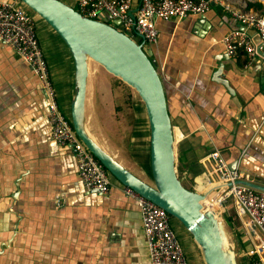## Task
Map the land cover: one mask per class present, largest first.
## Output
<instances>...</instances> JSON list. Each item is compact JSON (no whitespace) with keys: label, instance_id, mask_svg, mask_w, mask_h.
Masks as SVG:
<instances>
[{"label":"crops","instance_id":"crops-1","mask_svg":"<svg viewBox=\"0 0 264 264\" xmlns=\"http://www.w3.org/2000/svg\"><path fill=\"white\" fill-rule=\"evenodd\" d=\"M63 1L74 5V0ZM225 1L247 8L250 2L259 1L264 11V0ZM139 4L140 0L132 1L134 11ZM33 15L59 102L70 116L74 59L49 24ZM157 25L159 41L149 47L165 87L182 183L212 197L207 158L219 149L231 168L264 186V47L251 62L244 51L229 55L222 37L240 26L218 2L204 15L160 19ZM219 63H224L236 100L213 80ZM101 68L89 61L85 125L126 167L129 160L123 152L133 147L135 137L120 136L123 145L112 144L97 112L120 113V105L126 114L118 117L127 119L132 108L140 107L138 94L129 86L130 90H122L125 94L114 95L106 81L113 74ZM47 112V96L33 70L0 41V264H151L136 198L126 194L117 179L108 193L86 191L77 173L75 151L52 139ZM139 137L148 147L150 162L147 115ZM146 175L142 171L137 176L152 182ZM229 202L232 205L227 206ZM229 202L224 204V213L241 242L242 264H248L246 255L252 243L244 216L235 202ZM174 226L185 254L191 253L195 260L188 259L189 264H202V250L190 232L180 224Z\"/></svg>","mask_w":264,"mask_h":264},{"label":"built area","instance_id":"built-area-1","mask_svg":"<svg viewBox=\"0 0 264 264\" xmlns=\"http://www.w3.org/2000/svg\"><path fill=\"white\" fill-rule=\"evenodd\" d=\"M132 1L74 0V8L86 17L108 23L119 19V25L123 28L120 31L131 37L142 34L145 44L150 46L159 41L158 20L184 18L189 14L204 15L210 10L212 2H218L240 26L222 37L221 42L229 55L235 56L243 50L249 62L258 55L257 44L249 30H255L264 43L262 10L225 0H140L139 7L134 11ZM0 41L10 46L37 77L47 96L46 120L50 125L51 137L58 145L69 146L75 151L77 173L84 189L108 193L115 178L75 133L71 117L63 110L51 79L49 63L39 41L34 15L21 0H0ZM207 161L212 177L209 180L210 195L214 203L223 207L224 211V204L233 198L244 216L243 224L252 243L247 255L255 256L252 264H264V191L243 183L242 181L249 180L247 175L237 168H231L221 150H212ZM124 192L136 198L140 208L151 264H189L172 226V216L133 188L124 185Z\"/></svg>","mask_w":264,"mask_h":264},{"label":"water","instance_id":"water-1","mask_svg":"<svg viewBox=\"0 0 264 264\" xmlns=\"http://www.w3.org/2000/svg\"><path fill=\"white\" fill-rule=\"evenodd\" d=\"M37 13L68 46L75 64V94L70 116L73 128L91 153L111 175L122 184L163 207L191 233L201 248L205 264H238L236 250L229 242L220 206L205 208L207 194L188 189L177 172V156L173 124L167 96L153 50L141 41L116 28L113 24L82 15L63 0H21ZM215 5V2H212ZM133 17L134 14L131 12ZM253 37L255 30H249ZM257 34V33H256ZM258 52L264 43L254 36ZM102 65L109 73L133 88L145 105L150 127V164L152 182H148L125 167L98 143L85 125V102L89 61ZM219 63L213 80L221 83L236 100V91ZM243 183L264 191V186L250 181Z\"/></svg>","mask_w":264,"mask_h":264},{"label":"rangeland","instance_id":"rangeland-1","mask_svg":"<svg viewBox=\"0 0 264 264\" xmlns=\"http://www.w3.org/2000/svg\"><path fill=\"white\" fill-rule=\"evenodd\" d=\"M110 24H113V22H110ZM116 28L123 29L120 25L119 26L117 25ZM133 38L137 42L141 41V39L138 35H134ZM148 47H149L148 44L144 45L145 50ZM103 70H105V69L101 68V72H104ZM105 72L108 73L106 70H105ZM104 74L105 73H102V75L100 76L101 80H103V81H104ZM108 74L112 75L110 73H108ZM112 76H106V81H109V83L111 84L110 86H111V89L114 90V95L119 97L120 92L122 94L123 93L125 94L124 91L122 92V90L124 88H127L128 90H130V88H128V86H126L122 80H120L118 77H115V76L112 77ZM106 81H105V85H106ZM133 93H135V92H133ZM137 98L139 100L140 107L132 108L133 111L131 112L129 118H127V119H122V118L118 117V114L119 115H125L126 114V112L124 113V111L122 110L123 108L120 105H119V107L121 108L122 113L121 112L119 113V112H117V110H115L113 113L114 115H113L112 113H110L109 111H106V110L100 111L99 108H98L99 111L97 113H98V117L100 119V124L103 128V132L112 144L123 145L121 143V141L119 140L120 136L123 137L126 135H131V137H133V138L135 137L133 140V143H132L133 147L127 148V149L125 148V150L123 152V154L129 160V161H127L126 167H128L130 170H132L135 174H137L139 176L141 175L142 171H146L147 179L152 181L153 179H152V174H151V164L148 160V147L146 145H144L143 141H140L141 139L139 137V134H141V131L143 130V125L146 122L147 113L145 112L143 102L141 101L139 96ZM108 102H110V100H108ZM117 102L121 103V101L119 99H117ZM229 201L234 202L233 198H230L228 200V202ZM229 205H232L231 202H229L227 204V206H229ZM223 214H224V219L226 220V231L228 234L229 242L231 243L232 247L236 250L238 264H242V262L244 261V257L240 253V250H241L240 249L241 248L240 243L241 242H240L239 238H237V236L232 233L231 227L229 226L227 219H226L227 216H225V213H223ZM171 223H172L173 228L175 227L174 225L179 226V224H180L181 227L180 226L179 227L181 229L185 230L186 232H189V231H187V229L183 226V224L178 219L172 217ZM189 234H191V233H189ZM186 257H187V259H189L190 262H195L191 253H188V256L186 253ZM202 264H205L204 260H203Z\"/></svg>","mask_w":264,"mask_h":264},{"label":"trees","instance_id":"trees-1","mask_svg":"<svg viewBox=\"0 0 264 264\" xmlns=\"http://www.w3.org/2000/svg\"><path fill=\"white\" fill-rule=\"evenodd\" d=\"M72 6H74V5H72ZM252 7H254L255 9H258V10H263V4L261 3V2H259V1H254V2H250L249 3V5H248V8H252ZM29 10H30V12L31 13H33V14H36L33 10H31L29 7H27ZM240 51H243V50H240ZM239 51V52H240ZM238 52V53H239ZM126 85V84H125ZM127 86V85H126ZM128 88H130L129 86H128ZM131 101V100H130ZM188 231V230H187ZM246 257H247V259H248V264H252V261H253V258L255 257V256H248V255H246Z\"/></svg>","mask_w":264,"mask_h":264},{"label":"bare ground","instance_id":"bare-ground-1","mask_svg":"<svg viewBox=\"0 0 264 264\" xmlns=\"http://www.w3.org/2000/svg\"><path fill=\"white\" fill-rule=\"evenodd\" d=\"M206 206H205V208H209V207H216L217 208V206H216V204L214 203V199H213V197H206ZM218 211L220 212V213H223V210H222V208H220L219 207V209H218Z\"/></svg>","mask_w":264,"mask_h":264}]
</instances>
